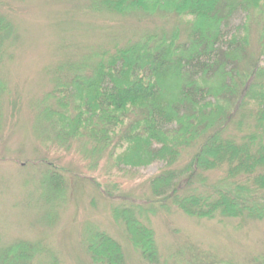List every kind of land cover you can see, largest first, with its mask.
Returning <instances> with one entry per match:
<instances>
[{"label":"trees","instance_id":"obj_1","mask_svg":"<svg viewBox=\"0 0 264 264\" xmlns=\"http://www.w3.org/2000/svg\"><path fill=\"white\" fill-rule=\"evenodd\" d=\"M89 8L168 19L175 27L84 52L77 64L65 65L39 101L46 137L36 133L38 141L66 151L71 142H83L89 170L104 160L108 178L113 171L127 178L132 170L161 165L148 181L146 199L117 195V184L105 189L83 177L105 198L135 206L112 209V217L148 264L158 262L147 223L156 211L264 221V0H98ZM240 13L242 25L221 44ZM14 39L0 12V65ZM6 93L0 80V100ZM46 166L54 171L51 181L62 178L54 165ZM85 250L92 264H125L121 246L98 230ZM47 254L39 243L17 241L0 251V264H33ZM185 264L221 263L195 252Z\"/></svg>","mask_w":264,"mask_h":264},{"label":"rangeland","instance_id":"obj_2","mask_svg":"<svg viewBox=\"0 0 264 264\" xmlns=\"http://www.w3.org/2000/svg\"><path fill=\"white\" fill-rule=\"evenodd\" d=\"M97 2L0 0V12L15 33L0 65V80L7 92L0 100V251L17 241L39 243L48 254L37 255L33 264H92L85 245L93 230L121 246L125 264H148L112 217V209L136 210L135 206L105 198L83 177L93 178L105 189L117 184V195L146 199L150 198L148 181L161 165L132 170L127 178L113 171L108 178L103 174L104 160L89 170V161L81 153L83 142H71L66 151L54 143L42 145L35 137L36 133L46 137L39 101L55 88L53 82L66 72L65 65L77 64L84 52L122 47L175 27L168 19L92 12L89 6ZM242 18V13L233 17L221 44L242 25ZM43 159L55 166L60 180H50L54 171ZM147 223L154 233L157 264H185L195 252L221 264L264 260V221L198 220L169 208L148 216Z\"/></svg>","mask_w":264,"mask_h":264}]
</instances>
